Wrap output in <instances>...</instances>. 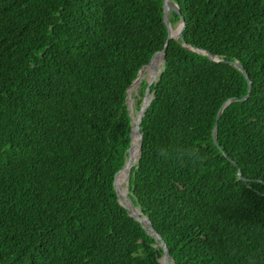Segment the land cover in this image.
<instances>
[{"label": "trees", "instance_id": "obj_1", "mask_svg": "<svg viewBox=\"0 0 264 264\" xmlns=\"http://www.w3.org/2000/svg\"><path fill=\"white\" fill-rule=\"evenodd\" d=\"M174 1L129 194L171 264H264V0ZM167 34L162 0H0V264H162L114 176Z\"/></svg>", "mask_w": 264, "mask_h": 264}, {"label": "water", "instance_id": "obj_2", "mask_svg": "<svg viewBox=\"0 0 264 264\" xmlns=\"http://www.w3.org/2000/svg\"><path fill=\"white\" fill-rule=\"evenodd\" d=\"M163 1V20L164 23L167 27V39H166V43L163 49L156 51L150 58V60L148 61V63H146L145 65H143L141 67V69L138 71V75L137 77L134 79V81L131 83V85L128 87L127 89V96H126V102L128 105V101L130 99V92L129 89L130 87H132L133 85L138 87V85L140 84V82L142 81V77H141V73L144 69L145 66L149 65L151 63V61L153 60L154 57H156L158 54L161 56V65H160V69L159 71L155 72L154 76L152 79H148L147 80V87H146V91H145V95L143 98V101L141 103V106L137 112L136 115H134L133 113V109L129 107V112L132 118V129H131V145L128 148V154H127V160L125 162V164L119 168L114 176V187L116 189V192L118 194V199L120 201V203L128 209L129 215H131L133 218H135L138 223L144 228L146 229V231L152 235L156 240L157 243L163 248V254L160 258V262L162 264H171V256L169 253V250L162 238V236L155 230V228L153 227L149 217L144 214V212L141 210L140 206L137 205L134 200L132 199L131 195L129 194L128 191V187H129V181H130V172H131V168L129 167V161H128V156L130 154L131 151V147H132V143H133V136L135 135L137 138V144H138V154L137 157L135 158V162L133 163L136 164L140 155H141V138H142V133L140 131V121L142 119V116L144 115L151 99H152V93L150 92V85L154 82L157 81L158 79V75L160 73L161 67L164 65L165 62V47L169 41V39L174 38L177 40H180L182 42V44H185V40H184V36H183V29L185 26V21L184 18L181 14L180 8L178 6V4L174 1V0H162ZM171 11H174L175 13H177L180 16L179 22L177 23V25L175 27L172 26V24L169 21V16ZM191 48V47H189ZM192 49V48H191ZM198 51L204 53L205 55H207L210 59L215 60V61H219V62H227L230 63L232 65H235L239 70H241L243 72V74L245 75L247 82H248V92L246 95L242 96V97H235V100H244L247 98V96L249 95L250 89H251V80L249 78V75L247 73V71L244 69L243 65L238 61V60H225L223 58L218 57L217 55L212 54L211 52H209L208 50L205 49H197ZM230 102V99L225 101L224 104L222 105V107L220 108L218 114H217V118L219 117L223 107L228 104ZM216 126L217 124L215 123L214 128H213V139L215 141V143L218 145L217 142V137H216ZM225 155H227L225 153ZM233 163H235V161H233L231 158H229ZM132 165V166H133ZM131 166V167H132ZM126 170V185L125 188L127 189V193L125 195L122 196L120 189L118 188L117 184H116V176L120 171ZM238 176L240 178H242V176L240 175V171L238 170ZM144 218H147V222H145ZM173 264H175L173 262Z\"/></svg>", "mask_w": 264, "mask_h": 264}, {"label": "bare ground", "instance_id": "obj_3", "mask_svg": "<svg viewBox=\"0 0 264 264\" xmlns=\"http://www.w3.org/2000/svg\"><path fill=\"white\" fill-rule=\"evenodd\" d=\"M160 65H161V56L158 54L156 57L153 58V60L151 61V63L149 65L144 67V69L141 73L142 79L145 77H147L148 79H152L155 72L159 71ZM135 87L136 86H134V85L132 87H130L129 92H130V90H132ZM133 143H134L135 149L133 147ZM133 143H132L131 150L134 149V151H131V153L128 156L129 167H131L133 165V163L135 162V158L137 157V154H138V144H137V138L135 135L133 136ZM132 153H133V155H132ZM131 155H132V157L130 158ZM126 175H127L126 170L120 171L117 174L116 183L120 184L122 182V180L125 179L124 177H126ZM119 189H120L122 196L127 193V192H124V193L122 192L123 189L124 190L126 189L125 187H122V185ZM144 220H145V222H147V218H144Z\"/></svg>", "mask_w": 264, "mask_h": 264}, {"label": "rangeland", "instance_id": "obj_4", "mask_svg": "<svg viewBox=\"0 0 264 264\" xmlns=\"http://www.w3.org/2000/svg\"><path fill=\"white\" fill-rule=\"evenodd\" d=\"M177 25V24H176ZM176 25H174L173 27H175ZM145 81H147L148 80V78L147 77H145V78H143ZM142 79V80H143ZM137 88L138 87H135V88H133L132 90H130V99H129V101H128V105H129V107H130V109L132 108L133 109V113H134V115H136L137 114V112H138V110H139V108H136V100H137ZM133 147H134V149H135V146H134V144H133ZM133 149V150H134ZM132 155H133V153H132ZM132 155L130 156V158L132 157ZM129 158V159H130ZM131 168V167H130ZM125 179H123L122 180V182L119 184H117V186H118V188H120L121 187V185H122V187H125V184H126V177H124ZM123 193L124 192H127V189H123V191H122Z\"/></svg>", "mask_w": 264, "mask_h": 264}]
</instances>
